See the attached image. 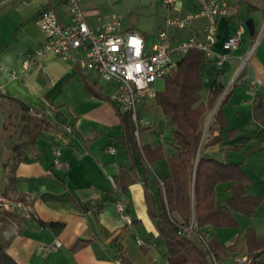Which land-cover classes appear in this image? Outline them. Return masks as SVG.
<instances>
[{
  "label": "crops",
  "instance_id": "1",
  "mask_svg": "<svg viewBox=\"0 0 264 264\" xmlns=\"http://www.w3.org/2000/svg\"><path fill=\"white\" fill-rule=\"evenodd\" d=\"M163 1L79 0V6L90 26L114 15L120 18L123 31L137 32L147 44L165 28L167 18H184L198 9L197 0H176L170 9ZM214 1L231 9L217 18L214 55L199 68L201 97L206 102L215 80L229 96L221 109L226 125L220 128L211 120L205 140H219L205 147L202 156L240 164L250 180L244 188L246 195L261 196L262 202L250 218L234 213L236 228L205 227L202 231L207 240L215 238L225 246L237 240L242 253L222 263L238 264L236 260L245 256V230L252 228L257 237L264 235V0ZM46 8L55 11L61 24L70 22L64 0H0V86L4 96L19 100L31 113L49 121V128L39 133L14 171L16 192L35 218H21L15 230L6 232L5 251L19 264H167L165 242L149 210L161 211L155 180L169 174L168 162L148 164L126 143L120 111L108 100L110 88L80 63L82 50L74 52V62L63 61L52 52L35 56L46 41L35 18ZM248 21L252 31L246 26ZM203 24V19H197L183 29L167 27L171 43L192 36L202 40ZM237 33V48L225 49L223 42ZM145 107L150 108L143 104L142 109ZM139 120L149 131L155 126ZM136 137L139 146H161L168 157L173 153L170 144L162 146V131L155 143L142 139L139 131ZM54 150L59 151L62 169L52 165ZM120 169H131L137 179L122 196L130 225L114 207L121 196L114 182ZM144 177L148 179L145 184ZM229 185L216 186L217 205L229 198ZM49 223L63 228L55 232ZM55 240L60 242L59 248L47 254L40 250ZM77 240L89 243L72 253ZM253 264H264V255Z\"/></svg>",
  "mask_w": 264,
  "mask_h": 264
},
{
  "label": "trees",
  "instance_id": "2",
  "mask_svg": "<svg viewBox=\"0 0 264 264\" xmlns=\"http://www.w3.org/2000/svg\"><path fill=\"white\" fill-rule=\"evenodd\" d=\"M207 61L203 52L196 49L188 51L177 64V68L165 79L163 91L155 95V105L173 127L171 156L168 157L161 146H139L135 135V123L131 116L120 113L126 143L131 145L148 164L163 159L168 162L169 174L155 180L161 211L157 213V210H149L155 228L165 242L167 264H223V260L229 256L242 253L237 247V240L232 245L225 246L213 238L206 241L205 247L194 238L178 235V225H186L193 219L201 232L205 227L236 228L234 213L250 218L262 202L261 196L246 195L244 188L250 180L240 164L223 163L202 156L205 147L219 140L218 137L204 140L201 136L204 118L213 109L224 90V87L215 80L206 102L202 101L199 68ZM228 96L229 91L223 95L212 115V119L220 128L226 125L221 109ZM0 106L8 110L1 124L0 141L8 140L6 146L8 155L15 158L4 187V196L11 194L19 196L15 189V168L21 161L22 154L36 144L39 133L49 128V121L43 115L31 113V110L19 100L6 98L4 95H0ZM258 109L259 105L256 104L255 116ZM15 152L19 153L13 157ZM143 180L144 184L148 181L146 177ZM136 181L131 169H120L114 182L118 193L124 196L127 193V186ZM221 183H230L227 188L230 196L217 205L215 188ZM21 201L26 204L22 197ZM3 214L0 222H4L6 218L20 220L18 213L16 215L3 211ZM40 225L44 226L41 223ZM48 227L59 232L63 225L49 223ZM244 235V254L251 260L250 264H253L264 255V235L257 237L252 228L246 229ZM88 243L85 240H77L70 251L75 253ZM6 247V242L0 244V264H19L6 253Z\"/></svg>",
  "mask_w": 264,
  "mask_h": 264
},
{
  "label": "built area",
  "instance_id": "3",
  "mask_svg": "<svg viewBox=\"0 0 264 264\" xmlns=\"http://www.w3.org/2000/svg\"><path fill=\"white\" fill-rule=\"evenodd\" d=\"M176 0H164L163 6L170 9ZM69 8L71 20L61 24L55 11L51 8L42 10L35 18V23L45 37V44L35 53L39 57L52 52L63 61H76L74 52L82 50L80 63L95 73L110 88L109 102L118 108L120 113L129 114L135 123V135H138L137 105L142 101L154 100L155 82L166 79L176 68L180 60L192 49L203 52L209 60L214 55L212 45L215 42L217 18L226 16L230 7L214 0H197L198 9L184 18H167L165 28L159 30L150 47L135 31H123L121 20L117 16L90 26L87 14L79 6V0H64ZM197 19H203V39L192 36L186 41L171 43L167 27L183 29L192 25ZM239 34L223 42L227 50H234L239 44ZM257 40V38H256ZM255 40V43H256ZM0 95L4 90L0 86ZM67 127V131H69ZM59 151L54 150L53 167L62 169L58 159ZM127 202L120 196L115 202V211L125 224L130 225L127 213ZM12 209L24 220L35 218L23 201H16ZM178 235L194 238L206 247V237L199 231L194 220L186 225H178ZM61 246L60 242L42 245L40 250L47 254ZM238 264H250L247 257L236 260ZM216 264V263H214Z\"/></svg>",
  "mask_w": 264,
  "mask_h": 264
},
{
  "label": "rangeland",
  "instance_id": "4",
  "mask_svg": "<svg viewBox=\"0 0 264 264\" xmlns=\"http://www.w3.org/2000/svg\"><path fill=\"white\" fill-rule=\"evenodd\" d=\"M113 10V9H112ZM152 41L148 42L146 45L147 47H150L152 45ZM99 83L102 84L103 86L106 84L99 80ZM165 85V80L164 79H158L155 82V90L156 92H162L164 89ZM143 104H148L150 108H144ZM146 106V105H145ZM212 111V110H211ZM206 114L204 118V123H203V130H204V135L203 139L205 140L206 138V133H208L210 122L212 120V117H210V113ZM8 110L5 107L0 106V131H1V124L4 118L7 116ZM137 114H138V119H143V122H147L148 124H153L155 123V126L152 128V130H148L144 124L138 123L139 129L138 131L140 132V136L143 139L144 137L150 138L151 143H155V141H158V135L160 131L163 132L164 139L162 140V146L163 147H168L169 144L171 143L172 136H171V126L169 124L170 121L166 119H162V114L160 110L155 106V103L153 100H147V101H142L137 105ZM149 131V132H146ZM146 132V133H144ZM7 144L8 140H4L3 142L0 141V218L4 217L3 211L7 212H12L17 215V213L12 209L13 204L16 201H21V197L11 194L9 196H4V187L7 182V177L11 174L10 170L12 165L15 162V158H11L8 155L7 151ZM166 145V146H165ZM19 153V152H18ZM17 152L15 154L13 153V157H16L18 155ZM21 153V152H20ZM22 154V153H21ZM21 219V217H20ZM19 220H11L6 218L4 222H0V244L6 242L5 241V234L7 231H13L16 229V225L18 224Z\"/></svg>",
  "mask_w": 264,
  "mask_h": 264
},
{
  "label": "water",
  "instance_id": "5",
  "mask_svg": "<svg viewBox=\"0 0 264 264\" xmlns=\"http://www.w3.org/2000/svg\"><path fill=\"white\" fill-rule=\"evenodd\" d=\"M246 26L248 27V29H249L250 31H252L253 28H252L251 21H248V22L246 23ZM224 94H225V91H223L222 95L220 96V98L218 99V101L216 102V104L214 105V107H213V109H212V111H211V113H210V117H212V115H213V113H214V111H215L217 105L219 104V102H220V100H221V98L223 97ZM203 135H204V130L202 131L201 139H203Z\"/></svg>",
  "mask_w": 264,
  "mask_h": 264
}]
</instances>
